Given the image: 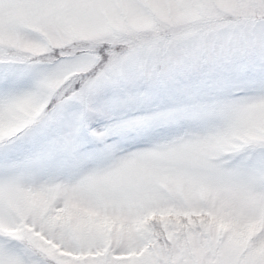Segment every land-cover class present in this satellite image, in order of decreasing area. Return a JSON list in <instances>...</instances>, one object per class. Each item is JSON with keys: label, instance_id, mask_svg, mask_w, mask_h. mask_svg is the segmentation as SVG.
<instances>
[{"label": "snow or ice", "instance_id": "1", "mask_svg": "<svg viewBox=\"0 0 264 264\" xmlns=\"http://www.w3.org/2000/svg\"><path fill=\"white\" fill-rule=\"evenodd\" d=\"M0 264H264V0H0Z\"/></svg>", "mask_w": 264, "mask_h": 264}]
</instances>
